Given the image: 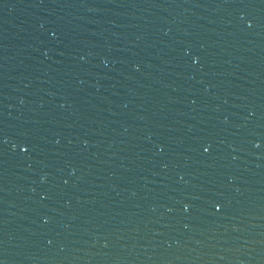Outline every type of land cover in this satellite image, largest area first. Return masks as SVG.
Returning a JSON list of instances; mask_svg holds the SVG:
<instances>
[{"label":"water","instance_id":"95a60500","mask_svg":"<svg viewBox=\"0 0 264 264\" xmlns=\"http://www.w3.org/2000/svg\"><path fill=\"white\" fill-rule=\"evenodd\" d=\"M0 264H264V0H0Z\"/></svg>","mask_w":264,"mask_h":264},{"label":"snow or ice","instance_id":"6c2138e0","mask_svg":"<svg viewBox=\"0 0 264 264\" xmlns=\"http://www.w3.org/2000/svg\"><path fill=\"white\" fill-rule=\"evenodd\" d=\"M22 151H24L25 149H21ZM204 151L205 152H207L208 151V149L207 148H204Z\"/></svg>","mask_w":264,"mask_h":264}]
</instances>
